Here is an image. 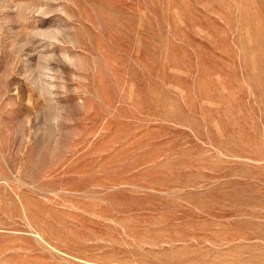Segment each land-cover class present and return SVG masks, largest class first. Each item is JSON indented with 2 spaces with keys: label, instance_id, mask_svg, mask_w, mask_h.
Segmentation results:
<instances>
[{
  "label": "rangeland",
  "instance_id": "1",
  "mask_svg": "<svg viewBox=\"0 0 264 264\" xmlns=\"http://www.w3.org/2000/svg\"><path fill=\"white\" fill-rule=\"evenodd\" d=\"M0 264H264V0H0Z\"/></svg>",
  "mask_w": 264,
  "mask_h": 264
}]
</instances>
